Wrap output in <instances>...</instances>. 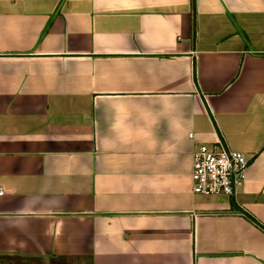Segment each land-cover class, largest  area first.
<instances>
[{
    "label": "crops",
    "instance_id": "obj_1",
    "mask_svg": "<svg viewBox=\"0 0 264 264\" xmlns=\"http://www.w3.org/2000/svg\"><path fill=\"white\" fill-rule=\"evenodd\" d=\"M0 190V264H264V0H0Z\"/></svg>",
    "mask_w": 264,
    "mask_h": 264
},
{
    "label": "built area",
    "instance_id": "obj_2",
    "mask_svg": "<svg viewBox=\"0 0 264 264\" xmlns=\"http://www.w3.org/2000/svg\"><path fill=\"white\" fill-rule=\"evenodd\" d=\"M190 158L189 179L193 194L231 196L243 182L251 157L230 149L222 138H218L208 144L196 145Z\"/></svg>",
    "mask_w": 264,
    "mask_h": 264
},
{
    "label": "trees",
    "instance_id": "obj_3",
    "mask_svg": "<svg viewBox=\"0 0 264 264\" xmlns=\"http://www.w3.org/2000/svg\"><path fill=\"white\" fill-rule=\"evenodd\" d=\"M246 216L249 220H251L253 223H255L257 226H259L264 231V227L261 224L255 221L250 215H246Z\"/></svg>",
    "mask_w": 264,
    "mask_h": 264
}]
</instances>
